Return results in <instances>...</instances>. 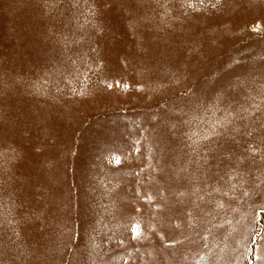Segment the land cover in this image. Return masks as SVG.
Masks as SVG:
<instances>
[{
    "label": "rangeland",
    "instance_id": "rangeland-1",
    "mask_svg": "<svg viewBox=\"0 0 264 264\" xmlns=\"http://www.w3.org/2000/svg\"><path fill=\"white\" fill-rule=\"evenodd\" d=\"M262 209L264 0H0V264H264Z\"/></svg>",
    "mask_w": 264,
    "mask_h": 264
},
{
    "label": "snow or ice",
    "instance_id": "snow-or-ice-1",
    "mask_svg": "<svg viewBox=\"0 0 264 264\" xmlns=\"http://www.w3.org/2000/svg\"><path fill=\"white\" fill-rule=\"evenodd\" d=\"M62 2V0H42V3L45 7H48L50 4L53 5H59ZM72 2L75 5H79L80 0H72ZM139 6H143L147 3H150V0H137ZM157 3H159V0H156ZM200 4H206V6H210L211 8H217V6H221L223 4V0H199ZM91 23V21L86 17L85 18V26L87 24ZM84 27V26H82ZM120 83L119 80L116 81V84H108L107 88L109 90H112L114 87L118 86ZM242 119V117H241ZM231 123V122H229ZM232 132V129L226 128L224 132H215V133H210L208 135H204L202 139L204 141H207V146H211L213 142L216 143L217 146H219V142L221 139H224L227 135H230ZM119 163V161H117ZM139 210V209H137ZM261 214H264V209L261 210ZM18 235V234H17ZM123 242V241H121Z\"/></svg>",
    "mask_w": 264,
    "mask_h": 264
},
{
    "label": "bare ground",
    "instance_id": "bare-ground-1",
    "mask_svg": "<svg viewBox=\"0 0 264 264\" xmlns=\"http://www.w3.org/2000/svg\"><path fill=\"white\" fill-rule=\"evenodd\" d=\"M220 251H221V250H220ZM216 253H217V254H219L220 252H219V253H218V252H216ZM203 264H205V263H203Z\"/></svg>",
    "mask_w": 264,
    "mask_h": 264
}]
</instances>
